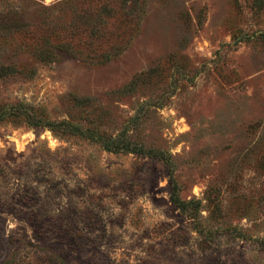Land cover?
Returning a JSON list of instances; mask_svg holds the SVG:
<instances>
[{
  "label": "rangeland",
  "instance_id": "rangeland-1",
  "mask_svg": "<svg viewBox=\"0 0 264 264\" xmlns=\"http://www.w3.org/2000/svg\"><path fill=\"white\" fill-rule=\"evenodd\" d=\"M0 112V264H264V0H0Z\"/></svg>",
  "mask_w": 264,
  "mask_h": 264
},
{
  "label": "trees",
  "instance_id": "trees-1",
  "mask_svg": "<svg viewBox=\"0 0 264 264\" xmlns=\"http://www.w3.org/2000/svg\"><path fill=\"white\" fill-rule=\"evenodd\" d=\"M1 118H2V113L0 112V120H1ZM84 132H82L81 134H83ZM82 136H85L86 138H92V134L91 133H84ZM97 140H99L98 138H97ZM119 140H117V139H111V140H109L108 142L107 141H100L104 146H108V145H111V146H114V147H112V149L113 150H115V151H129V150H132V149H129V144L128 143H126V142H122V143H120V144H118L117 145V142H118ZM106 148H109V147H106ZM111 148V147H110ZM139 153H142V154H144V155H150V156H163V155H161L160 153H157L156 151H152V150H145V151H140L139 150ZM163 158V160H165L166 162H168L167 161V159H166V157L165 156H163L162 157ZM169 164V163H168ZM168 167H170V166H168ZM168 175H169V183H170V185H171V195H170V202L176 207V208H178V209H182L183 210V206L185 205L183 202H181L180 200H179V198L176 196V194H175V188H176V185H175V182H174V180H173V177H172V170L171 169H169V173H168ZM182 212H185V211H182Z\"/></svg>",
  "mask_w": 264,
  "mask_h": 264
}]
</instances>
